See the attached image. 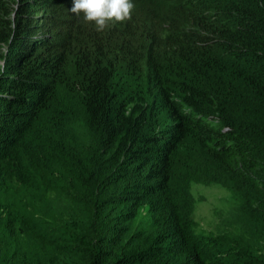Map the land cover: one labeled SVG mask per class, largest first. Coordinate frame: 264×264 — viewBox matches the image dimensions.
<instances>
[{
  "label": "trees",
  "instance_id": "16d2710c",
  "mask_svg": "<svg viewBox=\"0 0 264 264\" xmlns=\"http://www.w3.org/2000/svg\"><path fill=\"white\" fill-rule=\"evenodd\" d=\"M72 3L0 0V264H264V0H133L104 31ZM188 174L222 175L227 225L199 230Z\"/></svg>",
  "mask_w": 264,
  "mask_h": 264
},
{
  "label": "rangeland",
  "instance_id": "374dc122",
  "mask_svg": "<svg viewBox=\"0 0 264 264\" xmlns=\"http://www.w3.org/2000/svg\"><path fill=\"white\" fill-rule=\"evenodd\" d=\"M57 93L62 100L61 104H68V107H65L67 112L65 111L58 117L64 124V128H61L59 133H68L70 137H74L72 131H77L76 127L79 125V108L76 100L69 96L73 93H69L65 86L61 87ZM49 112L52 113V111ZM77 139L82 142L84 136L79 134ZM188 175L191 179L184 178L182 184L184 186L188 184L185 195H187L189 208L193 207V214L190 216L199 225V230L201 232H215L219 227L227 225L230 218H233L236 214L234 212L236 202L223 184L224 178H222V175L215 176L213 174L211 178L200 177L198 180H194L191 174ZM234 194L236 195V193Z\"/></svg>",
  "mask_w": 264,
  "mask_h": 264
},
{
  "label": "clouds",
  "instance_id": "9594fccd",
  "mask_svg": "<svg viewBox=\"0 0 264 264\" xmlns=\"http://www.w3.org/2000/svg\"><path fill=\"white\" fill-rule=\"evenodd\" d=\"M134 8L133 0H73L70 11L104 31L112 23L130 20Z\"/></svg>",
  "mask_w": 264,
  "mask_h": 264
}]
</instances>
